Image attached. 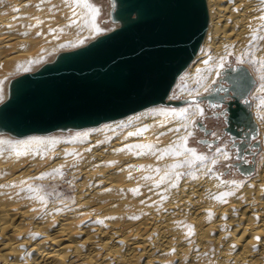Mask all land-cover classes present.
<instances>
[{"label":"bare ground","instance_id":"obj_1","mask_svg":"<svg viewBox=\"0 0 264 264\" xmlns=\"http://www.w3.org/2000/svg\"><path fill=\"white\" fill-rule=\"evenodd\" d=\"M96 1L90 3L99 13L85 24L83 9L73 15L72 0H0L3 101L11 74L105 29L98 19L105 1ZM205 3L202 42L166 100L204 96L226 68L244 65L254 79L248 100L255 134L239 141L231 136L234 151L216 139H201L215 144L204 152L194 139L198 129L207 136L200 123L211 116L226 124L225 104L217 111L206 100L153 105L80 129L22 137L0 132V141H7L0 143V264H264V81L260 65L250 63L264 58V41L250 44L253 32L264 36V4ZM104 10L112 21L111 3ZM118 25L112 21L111 30ZM195 105L204 109L203 117ZM183 109L187 120L171 114ZM223 131L229 134L226 126ZM187 132V147L207 157L202 165L189 167L184 154H164ZM217 148L228 153L227 160ZM233 158L239 162L231 170ZM42 174L50 175L37 179Z\"/></svg>","mask_w":264,"mask_h":264},{"label":"water","instance_id":"obj_2","mask_svg":"<svg viewBox=\"0 0 264 264\" xmlns=\"http://www.w3.org/2000/svg\"><path fill=\"white\" fill-rule=\"evenodd\" d=\"M111 4L116 28L10 80L0 103V132L22 137L80 129L153 105L206 100L210 107L225 104L226 131L232 137L255 134L248 100L254 79L244 65L226 68L204 96L166 100L204 37L205 0Z\"/></svg>","mask_w":264,"mask_h":264},{"label":"snow or ice","instance_id":"obj_3","mask_svg":"<svg viewBox=\"0 0 264 264\" xmlns=\"http://www.w3.org/2000/svg\"><path fill=\"white\" fill-rule=\"evenodd\" d=\"M65 2H67V0H65ZM261 3L264 4V0H261ZM72 7H73V15H76L75 9L81 8L84 10L85 15L82 17V20L85 24L95 21V17L98 15L99 10L94 6V4L90 3V0H72ZM262 11H264V9H261ZM259 19L264 20V16H261ZM73 24L76 23L75 20L72 21ZM93 27L94 30L99 31V29L95 28V25L93 23ZM262 28H264V25L261 26ZM39 35V33H38ZM258 40L264 41V36H257L255 34V32H253L251 39H250V44H255ZM246 56H248V53H245ZM209 60H205L204 63L208 64L210 62ZM239 63H243L244 61L241 59L238 61ZM29 64L34 63L33 61H29ZM250 63L252 64H259L260 67L258 69V71H260L262 73V75L260 76V80L264 81V58L260 59V60H256V59H251ZM18 68L20 67L19 65L17 66ZM28 69L26 68L25 71H27ZM199 71V70H198ZM260 91L264 92V84H261L260 86ZM261 107H264V98L261 99ZM211 107H218V105H211ZM161 112H163V110H161ZM174 116H177L178 118L181 119H188V110L187 109H183L181 110L179 113H176L175 111H173L171 113ZM195 114L198 115V117H203L204 116V109L201 108L199 105H195ZM261 119H264V117H261ZM185 128H187V124L183 125ZM175 131L179 132L180 129L177 128L175 129ZM133 134H140V130L137 131V133H129V135H133ZM192 135L191 132H187V135L182 137V143L180 145H170L166 150L164 154H171V155H187L190 158L185 160L184 163L187 164L189 167H192L194 164L199 163V164H203L204 161L207 159V157H205L204 155L198 154L196 152L195 149H191L187 147V139L188 137H190ZM213 135H215L213 133ZM0 143H7V141H0ZM182 150V151H181ZM217 153H222L223 157L225 160L228 159V153L226 151H222L220 148L216 149ZM217 163V161L215 159H213L211 161L212 165H215ZM180 165H174L173 167H179ZM209 171H211V168L208 169ZM55 173H58L59 170H53ZM45 175H50V174H42L41 177H38L37 179H43ZM146 178H150V177H146ZM175 186V185H173ZM33 239H35V235L32 237Z\"/></svg>","mask_w":264,"mask_h":264},{"label":"rangeland","instance_id":"obj_4","mask_svg":"<svg viewBox=\"0 0 264 264\" xmlns=\"http://www.w3.org/2000/svg\"><path fill=\"white\" fill-rule=\"evenodd\" d=\"M100 0H97L96 1V3L97 4H100V5H103V3H104V1H105V5L103 6V10H102V15H99L98 16V19H99V22H102L103 23V25H104V28L105 29H103L100 33H98V36L99 35H101V34H104V33H106V32H108V31H110L111 30V23H112V21H110L108 18H109V15H108V13H106V11L104 10V9H107V7H108V5H109V3H111V0H104L103 2H99ZM112 5V4H111ZM100 13V14H101ZM104 13H106V14H104ZM106 15V16H105ZM101 20V21H100ZM106 27H108V28H106ZM110 29V30H109ZM108 30V31H107ZM103 32V33H102ZM96 37V36H95ZM92 38H90V39H87V40H85V42H83L82 44H80V45H78V46H76V47H79V46H81V45H84V44H86L88 41H90ZM76 47H73V48H66V49H61V50H57V52H53L52 54H50L49 56H48V58L46 59V60H44V61H41V62H38L37 64H35V67H33V69L31 68V69H29V70H27V71H19V72H16V73H13V74H11L9 77H8V79L10 80V79H12V78H15V77H17V76H19V75H21V74H23V73H26V72H32V71H34L36 68H38V67H40V65H42V64H44V63H46V62H49V61H51V60H53V58L55 57V55L57 54V53H59V52H61V51H66V50H71V49H74V48H76ZM228 63V64H227ZM227 63H225V64H227L226 66H228V65H233L234 64V60H231L230 62H227ZM224 64V65H225ZM4 89H5V86H4ZM4 89H3V92H4ZM3 99H4V96L2 97V95L0 96V103L3 101ZM218 109H220V108H217L216 110L217 111H219ZM203 124L205 125V127L208 129V133H206L207 134V136H205L204 134H203V131L202 130H199L198 129V131H199V134L198 135H196L195 136V144H198V145H200V147H201V149L204 151V152H210L211 151V149H212V147L215 145V144H212V145H208V143H202V141H201V139L203 140V139H216V140H218L217 142L218 143H222V142H224L225 144H227L228 145V149L230 150V151H234V147H231L232 145H233V143L231 142V141H229V138L231 137V135L230 134H226L224 131H223V128L226 126V124H225V122H224V120L222 119V118H219V119H216V118H213V117H211V116H208V118H205V120H204V122H203ZM209 125V126H208ZM244 127H242V128H240V127H237V129L240 131V130H242ZM212 133V134H211ZM213 133L215 134V135H213ZM211 135H213V136H211ZM221 135H224V136H221ZM242 135H245V133L243 132L242 133ZM240 136H238V137H235V141H239L240 140ZM198 139V140H197ZM200 140V141H199ZM216 143V142H215ZM218 143H216V144H218ZM231 147V148H230ZM249 150H251L250 148H245V151H249ZM244 154H246V153H244ZM251 156V155H250ZM248 158V156L247 155H245V159H247ZM229 162H231L232 163V168H231V170L234 168V167H236L237 165H236V162H239L238 161V159H235V158H233V160H230ZM247 163H249V161L247 160L246 162H245V164H247ZM230 170H228V171H226L225 173L227 174V172H229Z\"/></svg>","mask_w":264,"mask_h":264}]
</instances>
